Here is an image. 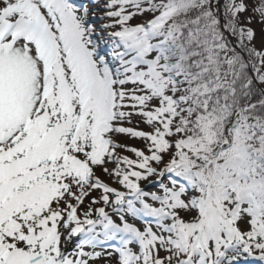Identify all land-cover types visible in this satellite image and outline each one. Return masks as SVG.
<instances>
[{
  "label": "snow or ice",
  "instance_id": "obj_1",
  "mask_svg": "<svg viewBox=\"0 0 264 264\" xmlns=\"http://www.w3.org/2000/svg\"><path fill=\"white\" fill-rule=\"evenodd\" d=\"M101 262L264 264V0H0V264Z\"/></svg>",
  "mask_w": 264,
  "mask_h": 264
},
{
  "label": "rangeland",
  "instance_id": "obj_2",
  "mask_svg": "<svg viewBox=\"0 0 264 264\" xmlns=\"http://www.w3.org/2000/svg\"><path fill=\"white\" fill-rule=\"evenodd\" d=\"M221 2H223V0H221ZM140 127L143 130H147L146 126H144V125H141ZM125 142L128 143L129 145L137 147V148H143L144 147L143 141H140V140L126 139ZM125 154L129 155L131 158H134L131 153H125ZM148 188H149V190H155V188L151 185H148ZM101 264H102V262H101Z\"/></svg>",
  "mask_w": 264,
  "mask_h": 264
}]
</instances>
